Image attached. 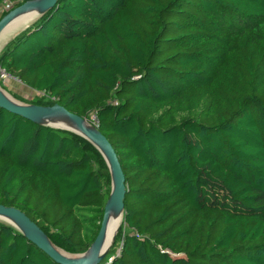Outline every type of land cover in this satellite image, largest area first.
Wrapping results in <instances>:
<instances>
[{
  "label": "trees",
  "instance_id": "obj_1",
  "mask_svg": "<svg viewBox=\"0 0 264 264\" xmlns=\"http://www.w3.org/2000/svg\"><path fill=\"white\" fill-rule=\"evenodd\" d=\"M0 72L114 150L126 191L99 264H264V0H58ZM110 186L87 140L0 108V206L54 247H91ZM0 264L56 263L0 223Z\"/></svg>",
  "mask_w": 264,
  "mask_h": 264
},
{
  "label": "water",
  "instance_id": "obj_2",
  "mask_svg": "<svg viewBox=\"0 0 264 264\" xmlns=\"http://www.w3.org/2000/svg\"><path fill=\"white\" fill-rule=\"evenodd\" d=\"M57 1L58 0H33L28 1L23 5L11 10L0 19V32L17 15L29 10H36L38 15L40 16L46 11L52 9L57 4ZM0 108H3L9 111L10 113L18 115L30 122L38 123L44 126L76 134L91 143L103 157L110 174V195L103 210V217L98 234L91 247L83 254L71 255L60 250L70 258H66L59 255L54 250V246L48 241L45 235L32 221H30L28 217L25 216L24 213L14 208H5L0 206V217L5 218L7 221H13L18 226H20L21 228L18 231H20V233H22L23 236H25L30 243H32L39 250L45 253L54 263L99 264L107 253H101V248L105 236V229L108 216L111 212H120L122 214L123 201L126 191L124 184V176L122 174L114 150L107 142V140L96 131V129H88L82 126L83 122L85 121L84 119L69 114L67 111H65L62 107L58 105H54L52 107H41L33 105H24L15 101L10 102L4 97V95L0 91ZM58 115H62L66 120H68V122L75 125L79 133L70 131L66 127H60L56 125V123L51 121V119L55 118Z\"/></svg>",
  "mask_w": 264,
  "mask_h": 264
},
{
  "label": "bare ground",
  "instance_id": "obj_3",
  "mask_svg": "<svg viewBox=\"0 0 264 264\" xmlns=\"http://www.w3.org/2000/svg\"><path fill=\"white\" fill-rule=\"evenodd\" d=\"M38 16L39 15L36 12V10H29V11L23 12V13L17 15L16 17H14L7 24V26L0 32V43L3 42L8 36H11L12 34H14L15 32L19 31L22 28H25L27 25L29 26V24L35 18L37 19ZM3 95L10 102H14V101H12V99L7 97L5 94H3ZM51 121H53L54 123H56V125H58L60 127H66L70 131L79 133L77 131V127L75 125H73L72 123L68 122V120H66L62 115L56 116L55 118L51 119ZM82 126L88 128V129L91 128V126L87 123V121H84ZM121 220L122 219H121V213L120 212H111L109 214L108 220H107V223H106L105 236H104V240H103V243H102L101 253L107 252L109 247L112 245ZM0 221H3V222L11 224V226L16 228L17 230H20V228H21L20 226H18L13 221H10V220L7 221L3 217H0ZM53 248L59 255H61L63 257H66V258H70L69 256L65 255V253H63L62 251L58 250L56 247H53Z\"/></svg>",
  "mask_w": 264,
  "mask_h": 264
},
{
  "label": "rangeland",
  "instance_id": "obj_4",
  "mask_svg": "<svg viewBox=\"0 0 264 264\" xmlns=\"http://www.w3.org/2000/svg\"><path fill=\"white\" fill-rule=\"evenodd\" d=\"M12 6H13V4L5 2L4 5H2L0 7V14L10 12L12 9ZM34 20H36V18ZM34 20L31 23H33ZM25 28L20 29L19 31L12 34L11 36H8L3 42H1L0 43V53L3 50V48L5 47V45L9 41L13 40ZM0 91L3 94H5L7 97L12 99L13 101L24 104V105H30V106H31V102L34 100V98L37 96H40L39 94H36V93L32 92L31 90L27 89L26 87L22 86L17 80L7 77L2 72H0ZM41 107H45V106H41ZM48 107H51V106H48ZM91 119H92L91 121H89V120H85V121H87V123L91 126L92 129H95V121L93 120V118H91ZM110 189H111V186H110ZM121 219H122V214H121ZM0 223L9 225V223L3 222V221H0ZM120 224H121V221H120ZM119 227H120V225H119ZM119 227L117 229V232L119 230ZM117 232H116V235H117ZM110 247H109V249H110ZM108 250H107V252H108Z\"/></svg>",
  "mask_w": 264,
  "mask_h": 264
},
{
  "label": "built area",
  "instance_id": "obj_5",
  "mask_svg": "<svg viewBox=\"0 0 264 264\" xmlns=\"http://www.w3.org/2000/svg\"><path fill=\"white\" fill-rule=\"evenodd\" d=\"M5 75V74H4ZM7 77H9L8 75H6ZM10 78V77H9Z\"/></svg>",
  "mask_w": 264,
  "mask_h": 264
}]
</instances>
